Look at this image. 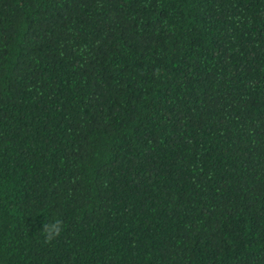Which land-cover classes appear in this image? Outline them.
I'll return each instance as SVG.
<instances>
[{
	"label": "trees",
	"instance_id": "16d2710c",
	"mask_svg": "<svg viewBox=\"0 0 264 264\" xmlns=\"http://www.w3.org/2000/svg\"><path fill=\"white\" fill-rule=\"evenodd\" d=\"M0 264H264V0H0Z\"/></svg>",
	"mask_w": 264,
	"mask_h": 264
},
{
	"label": "clouds",
	"instance_id": "9594fccd",
	"mask_svg": "<svg viewBox=\"0 0 264 264\" xmlns=\"http://www.w3.org/2000/svg\"><path fill=\"white\" fill-rule=\"evenodd\" d=\"M64 228V222L60 218H55L45 223L42 229L45 243H52L56 241L62 235Z\"/></svg>",
	"mask_w": 264,
	"mask_h": 264
}]
</instances>
